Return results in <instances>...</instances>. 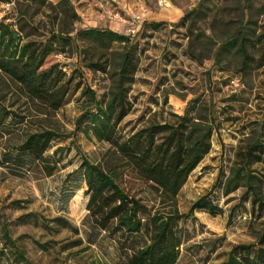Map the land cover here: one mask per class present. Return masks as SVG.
Listing matches in <instances>:
<instances>
[{
	"label": "rangeland",
	"instance_id": "rangeland-1",
	"mask_svg": "<svg viewBox=\"0 0 264 264\" xmlns=\"http://www.w3.org/2000/svg\"><path fill=\"white\" fill-rule=\"evenodd\" d=\"M11 1L0 2V15L16 25L21 13L16 0ZM48 1L57 12L66 0ZM67 1L79 17L74 24L77 30H112L130 37L138 47V73L129 94L131 111L119 126V141L154 124L178 123L186 111L191 113V124L199 121L194 105L205 104L209 108L211 117L205 124L212 121L216 127L212 151L181 191L177 208L186 215L198 199L210 194L223 213L213 216L197 211V220L180 221L188 239L186 246L191 249L180 264H220L234 246L256 243L264 231V211L254 208L250 201L246 203L248 212L237 216L229 226L231 210L244 209L238 205L246 188L225 195L224 186L240 167L239 152L257 140L264 144V67H257L263 46L255 43V60L247 67L236 48L224 44L243 19L249 33L264 34V0H254L250 5L246 0H206L203 5L202 0ZM27 6L31 22L47 35L54 27L55 10L35 4ZM197 8L199 13L202 10L201 18H187ZM56 27L60 28L59 22ZM80 46L79 53L66 48V53L53 54L46 67L59 64L69 73L82 68L84 83L102 98L109 94L113 80L110 75L84 67L83 47L91 46L81 42ZM120 47L116 44L113 49ZM92 56L100 55L93 50ZM2 86L5 84L0 81ZM8 91V103L12 104L17 99L15 91ZM89 104L81 89L58 113L32 116L35 123L46 120L47 125L57 127L66 137L54 142L47 153L57 164L53 177L35 179L9 173L0 166V264H18L15 249L21 250L32 264H125V253L109 234L84 223L88 198L81 169L83 159L118 171L122 187L152 212L171 211L170 205L163 204L158 188L133 172L127 162L123 163L111 144L78 130L77 120ZM14 142L17 140L9 137L0 141V160L4 144ZM252 169L256 171L254 175L263 179L260 191L264 195V165ZM221 179L222 183H217ZM5 230L12 242L3 236ZM146 240V235L136 236L131 246H140Z\"/></svg>",
	"mask_w": 264,
	"mask_h": 264
},
{
	"label": "trees",
	"instance_id": "trees-1",
	"mask_svg": "<svg viewBox=\"0 0 264 264\" xmlns=\"http://www.w3.org/2000/svg\"><path fill=\"white\" fill-rule=\"evenodd\" d=\"M252 1L246 0L248 5ZM0 2L9 4L12 1ZM205 2L202 0L201 4ZM15 3L21 13L18 24L7 23L0 15V81L5 84L0 88V141L6 137L17 140L16 143L4 144L1 168L35 179L53 177L57 164L47 153L54 142L66 137L57 127L47 125L46 120L35 123L32 118L58 113L67 105L69 98L82 89L90 104L77 120L78 130L111 144L120 160L127 162L128 167L143 180L154 184L163 204L172 208L169 212H152L122 187L118 171L83 159L81 169L87 186L85 197L88 198V215L84 223L100 233L109 234L125 253V264H180L191 250L186 246L188 239L180 221L197 220V211L213 216L223 213L210 194L198 199L186 215H181L177 208L181 191L212 151L216 127L212 121L210 125L205 124L211 117L208 106L194 105L193 109L198 108L199 121L189 124L191 113L186 111L178 123L154 124L123 142L119 141V126L131 111L129 94L138 73V47L133 45L130 37L112 30H77L74 24L79 17L67 0L57 12L48 0H16ZM33 4L55 10L54 27L47 35H43L41 27L28 17L29 8L25 6ZM201 12L197 8L187 18L195 16L194 20H197L201 18ZM57 22L60 28L56 27ZM249 31L243 19L241 26L224 45L235 47L247 67L255 60L252 52L256 48L255 43L263 46V55L257 66L260 69L264 67V34L257 36L256 31L252 34ZM80 42L91 46L83 47L84 67L110 75L113 80L109 94L102 98H98L96 92L84 83L82 68L76 67L69 73L59 64L46 67L50 56L57 52L66 53V48L79 53ZM116 44L121 46L120 49H113ZM93 50L99 52L98 58L92 56ZM77 78L80 80L75 83ZM9 89L16 93L13 95L17 99L12 104L8 103ZM31 111L35 115L30 114ZM239 157L240 167L227 180L224 191L229 195L246 188L238 205L244 209L242 212L231 210L229 226L237 216L248 212L246 203L250 201L254 208L264 211V195L260 191L263 179L254 175L256 171L252 169L255 165H264V144L260 140L249 143L239 152ZM142 235H146L147 240L140 246H131V240ZM3 236L12 242L7 230ZM15 254L16 263L32 264L21 250L15 249ZM220 264H264V231L256 243L234 246L227 260Z\"/></svg>",
	"mask_w": 264,
	"mask_h": 264
},
{
	"label": "crops",
	"instance_id": "crops-1",
	"mask_svg": "<svg viewBox=\"0 0 264 264\" xmlns=\"http://www.w3.org/2000/svg\"><path fill=\"white\" fill-rule=\"evenodd\" d=\"M196 172V171H195Z\"/></svg>",
	"mask_w": 264,
	"mask_h": 264
}]
</instances>
